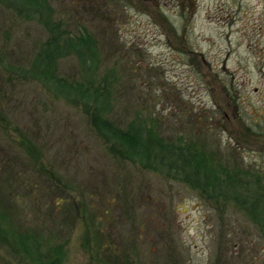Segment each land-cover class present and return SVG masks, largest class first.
<instances>
[{
    "label": "rangeland",
    "instance_id": "1",
    "mask_svg": "<svg viewBox=\"0 0 264 264\" xmlns=\"http://www.w3.org/2000/svg\"><path fill=\"white\" fill-rule=\"evenodd\" d=\"M46 1L62 35L0 3V264H60L57 245L61 264H100L102 233L124 264H264V205L133 157L118 133L184 136L212 155L206 178L263 191L264 0Z\"/></svg>",
    "mask_w": 264,
    "mask_h": 264
},
{
    "label": "trees",
    "instance_id": "2",
    "mask_svg": "<svg viewBox=\"0 0 264 264\" xmlns=\"http://www.w3.org/2000/svg\"><path fill=\"white\" fill-rule=\"evenodd\" d=\"M12 2H14V3L20 2L21 3L22 10L27 11V13H26L27 18L32 17L35 14L45 16L47 28H50L51 31L54 30L53 35L55 37L59 36L60 34L62 35V33L59 30L58 24L56 22L51 21L52 14L54 11L51 7H49L46 0H0V3L1 4L3 3L5 5H9V3H12ZM47 20H48V22H47ZM76 39L80 42L81 45L85 44L86 46L87 45L92 46L93 44H95L94 38H93L92 34H90V33H87L84 35H79V36H77ZM68 40L73 41L74 39H72L70 37ZM49 42H50L49 45L52 49L51 56L49 55V57L51 60L56 61L55 58H56V56H58L57 52H58V50H60V48H64V45L59 44L57 42V40H53L52 42L50 40ZM79 59H82V53H81ZM42 75L45 77L49 76L48 78H51L50 73L43 71ZM109 124H111V119H109V120L107 119V121H106V119H104V121L98 122L99 127L102 130H104L105 132L109 130L108 129ZM136 125H138L137 128L134 126H131V129H129V130L118 131L120 138H124L127 142L128 147L130 149H132L133 157L140 158L141 160H143L145 158H149V159L151 158V159H154L156 161H158L157 160L158 158L161 161L166 160V161H168V163L166 161H164L166 163V166H169L170 168H173L172 166H174V168L177 170L184 167V165L185 166L188 165L190 170H189V168H188V170H185L184 176L191 177V175H192L193 178L197 182H199V184H201L200 186L202 187V189H208L207 187H210V189L220 193L223 196H224V193L222 191H224V192L228 193V194H225L226 196H228L230 199H233L234 201L240 203L244 208H246L247 206L251 207L252 211L250 213L254 212L256 210V207L258 208V206L263 207V205H264V192H263L264 187H261V189L263 191L254 190L255 192H257V195L252 196L249 194V192H251L253 190H250L251 187L249 186V183H246V188H244V189L247 190L248 197H241L240 195L245 194V193H243V194L239 193L242 190L240 185H243L244 182L242 180H240V178L236 177L235 175L233 177L232 174H235L234 172L230 173L229 170H228L229 172H227L226 168H224V170L222 169V171H220V174H218V175L214 174L212 177L213 179L209 180L208 178H206L207 175L204 171H202V169L204 167H205V169H207V167L210 168L209 164H210V159H212V155H210L206 150H204L202 148V145H199V143L197 144L195 141H191V139H188L186 141V140H184V139H186V137L180 136L177 140L178 141L177 144L171 143L170 145H167V144H164L163 141L156 139V137H155L156 135L152 133L153 130L147 131L151 134L147 135L146 138L143 139L144 137H140V134L143 133V131H144L143 129L147 126V123L142 122V120H140L139 123ZM132 131H135V133H133ZM110 133H112V132L110 131ZM137 134H138V137H137ZM187 154H189V155H187ZM182 155H184V156H182ZM178 157H181L180 160H182V162L176 164L175 162H177ZM184 157H185V159H184ZM171 164H173V165H171ZM226 167H227V165H226ZM213 169L214 168L211 167V170H213ZM187 179H189V178H187ZM262 183H264V179H263ZM237 190H239V192ZM262 207H260V208H262ZM258 211H259V213L264 212V210H260L259 208H258ZM256 213H258V212H256ZM3 214L4 213L1 212L0 216L4 220L7 219V217L5 218V216ZM16 223H17V225L19 224V222H16ZM14 225H16V224L14 223ZM20 237H21V241H22L21 247L24 251L27 248V242L33 241V243H35V241L37 239V237H35V235L32 234L30 231L29 232L27 231L26 233L21 234ZM97 237L100 238L99 232L97 234ZM104 239H105V233H102L101 240L99 241V244H98L99 246L97 247L98 260H100V264H124V263H122L123 259H122L121 252L120 251L119 252L115 251V253L109 252L108 248H107V242H105ZM104 247H106V251L102 250V248H104ZM62 250H63V245H57L56 246V249L54 251L55 253H56V251H58L57 259H55L56 263L61 264L62 260H60V258L62 255ZM39 261H40V257L36 258V263H38ZM47 263H49V262L44 261V264H47Z\"/></svg>",
    "mask_w": 264,
    "mask_h": 264
}]
</instances>
